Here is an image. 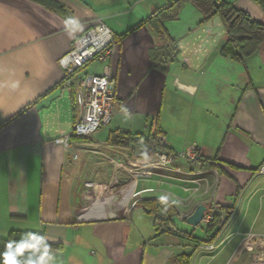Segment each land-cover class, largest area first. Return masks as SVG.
I'll list each match as a JSON object with an SVG mask.
<instances>
[{"label": "crops", "instance_id": "obj_1", "mask_svg": "<svg viewBox=\"0 0 264 264\" xmlns=\"http://www.w3.org/2000/svg\"><path fill=\"white\" fill-rule=\"evenodd\" d=\"M52 1L64 11L31 0H0V239L11 231L41 234L54 246L47 248L49 264H210L205 254L194 252V240L213 234L207 238L204 227L197 237L179 229L173 218L175 227L192 238L156 235L155 218L141 204L132 206L131 201L124 211L123 198V208L117 206L120 188L111 191L110 181L116 175L127 183L131 177L116 170L115 163L137 156L132 149L107 144L116 130L163 135L167 149L175 153L197 146L199 165L176 161L174 166L204 171L189 209L216 207L225 216V229L215 240L226 237L223 250L232 241L234 245L220 264L242 235L264 236V175L259 172L264 162V48L243 62L222 55L227 34L221 19L202 22L193 4L180 0L177 20L165 23L177 45L171 62H164L163 45L143 27L114 44L104 62L91 61L78 73L80 78L99 75L105 65L111 67L116 81L113 115L92 136L71 140L73 146H84L66 150L54 140L68 134L77 118L76 82L64 80L59 60L95 26L120 36L173 0ZM224 1L264 25V5ZM182 185L140 179L134 192L164 190L162 196L169 197L162 200L179 219L177 210L187 209L178 202L189 196ZM102 188L110 201L115 193L112 203L101 204Z\"/></svg>", "mask_w": 264, "mask_h": 264}, {"label": "built area", "instance_id": "obj_2", "mask_svg": "<svg viewBox=\"0 0 264 264\" xmlns=\"http://www.w3.org/2000/svg\"><path fill=\"white\" fill-rule=\"evenodd\" d=\"M113 41V35L104 25H97L89 30L82 37L77 39L68 54L59 60L61 68L66 75H71L75 70L81 68L84 64L91 61L104 62L111 49H107ZM75 95L74 102L77 108V118L72 127V130L54 140L56 145L62 146L66 150L75 149L77 146H84L80 144L71 143L73 138L85 139L92 136L97 130L109 124L113 115V105L115 98V77L113 70L109 65H105L103 71L99 75L84 76L82 78L75 75ZM157 150L150 153L147 157L133 158L125 164L115 163L116 170H123L131 177L127 183H120L118 177L115 175L111 179V185L108 188L115 191L120 188V198L115 201L117 206L122 207L121 200L125 194L130 193V198L125 204L129 207V202L134 206L137 202L143 200L142 193L155 194L156 198L150 199H165L167 197L164 190L147 189L141 192H134L135 183L140 179L161 178L180 183L182 190L189 193L188 198L180 199V208H185L186 213L178 211L179 219L185 221L195 210L189 209L192 203L191 198L199 192L204 182V171L198 169L196 171L184 172L178 167L174 166V162L182 161L190 166L199 165L201 161V154L195 144L188 146L185 150L175 153L167 149L166 139L163 135H158L156 139ZM76 159V156H74ZM162 172H170L179 177H169L163 175ZM260 174L264 175V162L259 168ZM102 190V189H101ZM104 191V189H103ZM115 193H110L113 200ZM159 196V198H158ZM145 200V198H144ZM193 201V200H192ZM117 217V216H115ZM215 218H218L217 228L221 231L225 229V216L216 208L210 207L206 209L203 219L200 223L202 227L206 228ZM226 242V237L220 240H215L211 243L200 244L196 248V252L205 254L210 259L222 249ZM225 264H264V236H258L253 233L242 235V238L237 245L234 252L231 254Z\"/></svg>", "mask_w": 264, "mask_h": 264}, {"label": "trees", "instance_id": "obj_3", "mask_svg": "<svg viewBox=\"0 0 264 264\" xmlns=\"http://www.w3.org/2000/svg\"><path fill=\"white\" fill-rule=\"evenodd\" d=\"M31 1L59 13L64 11V8L59 3L52 0ZM189 1L201 13L203 17L202 22H206L214 16H218L221 19L227 34V41L221 48L222 55L237 62H243V59L252 55L258 47L261 46L264 48V25L250 18L244 11L237 9L231 3L224 0ZM255 1L259 6L263 7L264 0ZM180 9V0H173L167 6L154 10L148 17L141 20L133 28L127 30L122 35L113 36V41L107 49H112L114 44L120 43L125 37L139 30L140 28L147 27L164 47V62H171L177 53V45L176 42L170 37L165 23L167 21L177 20ZM89 63L84 64L81 68L75 70L71 75H66L64 80H73L75 75H78V73L85 69ZM73 105H75L74 100ZM22 112L23 110L11 118V120L19 116ZM157 137V133L148 137H144L133 136L127 131L116 130L109 134L107 138V144L112 147H118L122 149H132L134 151L138 150L140 152V155H138L139 157H147L151 152L158 149L156 146ZM137 204H141L144 207L145 212L155 218L154 225L156 235L168 233L172 235H179L181 237L192 238L191 234L179 231L175 227L172 220L178 216L167 201L162 199H145L137 202L136 205ZM217 223L218 218H215V220L205 228L207 238H209L208 235L213 233L209 239L200 241L194 240L196 241L194 245V252L200 244L211 243L215 241L216 237L221 232V228L218 229L216 226ZM31 237L43 238L41 234L37 233L20 231L9 232L5 239H0V254L7 251L8 243H13L14 250L16 244L22 242H31ZM47 245L48 248H54L52 245ZM40 251L34 252L31 249H26L22 256L18 257V259H27L29 256H32L34 259L36 256H39ZM186 258L189 259V256ZM2 261L3 258L0 256V264H2Z\"/></svg>", "mask_w": 264, "mask_h": 264}, {"label": "clouds", "instance_id": "obj_4", "mask_svg": "<svg viewBox=\"0 0 264 264\" xmlns=\"http://www.w3.org/2000/svg\"><path fill=\"white\" fill-rule=\"evenodd\" d=\"M31 242H22L15 245L13 250V243L7 244V251L0 254L3 261L2 264H49L52 257L48 255L47 248L48 245L42 237H31ZM43 249V254L36 256L34 259L29 256L27 259H18L22 256L26 249H31L34 252Z\"/></svg>", "mask_w": 264, "mask_h": 264}, {"label": "rangeland", "instance_id": "obj_5", "mask_svg": "<svg viewBox=\"0 0 264 264\" xmlns=\"http://www.w3.org/2000/svg\"><path fill=\"white\" fill-rule=\"evenodd\" d=\"M133 155L134 156H138V155H140V152L137 150V151H134L133 152ZM103 196V197H102ZM100 197H102L101 199H100V202H101V204L103 203V204H105V203H112L113 201L111 200L110 201V199H107V195H106V193L103 191V188H102V191L101 192H99V197L98 198H100ZM110 197V196H109ZM102 204V205H103ZM138 215V211H136V212H134V215H133V218H135L136 219V216ZM175 223L177 224V227L179 228V229H181V230H185V231H188V232H190V231H193V232H195V235L197 236V237H201V236H203V230H202V225H199L198 227H196V228H193V227H191V226H189V225H187L185 222H181V220H179L178 218H175ZM182 241H183V243H186V241L185 240H183V239H181ZM234 245V242L232 241L229 245H228V247L225 249V250H223V249H221L220 251H218L217 252V254H214V256L211 258V262H210V264H220L221 262H222V260H223V258H224V256L226 255V253H227V251L232 247ZM195 252H196V250H195ZM208 259H210V256L208 257Z\"/></svg>", "mask_w": 264, "mask_h": 264}, {"label": "water", "instance_id": "obj_6", "mask_svg": "<svg viewBox=\"0 0 264 264\" xmlns=\"http://www.w3.org/2000/svg\"><path fill=\"white\" fill-rule=\"evenodd\" d=\"M205 212L206 208L203 205H198L193 213L186 219L185 223L193 228L198 227L203 219Z\"/></svg>", "mask_w": 264, "mask_h": 264}, {"label": "bare ground", "instance_id": "obj_7", "mask_svg": "<svg viewBox=\"0 0 264 264\" xmlns=\"http://www.w3.org/2000/svg\"><path fill=\"white\" fill-rule=\"evenodd\" d=\"M116 195H117V194H116ZM116 195H115V196H116ZM123 198H124V200H125V201H126V203H127V202H128V200H129V198H130V193H128V194H125Z\"/></svg>", "mask_w": 264, "mask_h": 264}]
</instances>
